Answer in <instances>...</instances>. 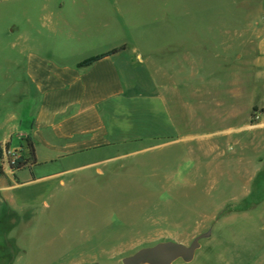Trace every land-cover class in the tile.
I'll list each match as a JSON object with an SVG mask.
<instances>
[{"label": "rangeland", "instance_id": "1", "mask_svg": "<svg viewBox=\"0 0 264 264\" xmlns=\"http://www.w3.org/2000/svg\"><path fill=\"white\" fill-rule=\"evenodd\" d=\"M242 2L0 0V122L17 112L14 83L27 80L30 51L71 65L132 42L139 52L126 56L142 62L144 82L127 110L133 142L67 176L27 229L0 209V264H123L162 241L190 245L220 214L191 264H264V127L244 111L253 54L241 52L256 20Z\"/></svg>", "mask_w": 264, "mask_h": 264}, {"label": "crops", "instance_id": "2", "mask_svg": "<svg viewBox=\"0 0 264 264\" xmlns=\"http://www.w3.org/2000/svg\"><path fill=\"white\" fill-rule=\"evenodd\" d=\"M240 5L246 19L256 20L252 30L244 32L248 40L241 52L253 54L247 62L249 74H253L248 95L252 103L244 111H250L248 120L256 111L259 123L255 127L259 128L264 127V103L255 93L259 89L264 92V0H243ZM131 48L139 52L134 43L122 41L71 65L53 61L39 50L28 53L27 80L14 83L17 112L8 113L0 122L2 150L21 143L19 151L29 160L21 170H8L4 164L0 172V209L15 217L13 228L27 229L40 200L57 186H67V176L102 163L106 154L134 141L127 110L134 100L144 98L140 88L144 82L134 72L141 68V60L126 56ZM114 49L120 51L90 67H78L83 60ZM247 74H242L241 80H246ZM25 100L31 103L29 110L23 109ZM28 138L34 145V160L30 159ZM32 187L30 194H20Z\"/></svg>", "mask_w": 264, "mask_h": 264}, {"label": "water", "instance_id": "3", "mask_svg": "<svg viewBox=\"0 0 264 264\" xmlns=\"http://www.w3.org/2000/svg\"><path fill=\"white\" fill-rule=\"evenodd\" d=\"M222 215L220 214L210 228L195 238L190 245L172 240L162 241L138 250L125 257L122 262L123 264H176L178 261H183L185 264H191L202 248V241L213 236L215 226Z\"/></svg>", "mask_w": 264, "mask_h": 264}, {"label": "trees", "instance_id": "4", "mask_svg": "<svg viewBox=\"0 0 264 264\" xmlns=\"http://www.w3.org/2000/svg\"><path fill=\"white\" fill-rule=\"evenodd\" d=\"M119 51H120V49H114V50H112V51H110L108 53H105V54L92 56V57L87 58V59L83 60L82 62H80L78 64V67L79 68H87V67H90L94 63H96V62L104 59L105 57L114 55V54L118 53ZM27 141H28V150L30 151V155H31L30 159L31 160L33 159L34 160V152H35L34 145L32 143L31 138H28ZM8 149H9V147H8ZM2 156H3V150L0 147V160H1ZM28 164H29V160H26V159L23 158V159L18 160L17 164L14 165V166H11V168H12L13 171H18V170H21V169L27 167ZM260 180L261 179L259 177V178H257L255 180V183H254V186L256 187L255 189H257V191L260 188V186L258 187V185L260 183ZM255 192L256 191L254 190V192L249 196V198H248L247 201H253V202L256 201L255 200Z\"/></svg>", "mask_w": 264, "mask_h": 264}, {"label": "built area", "instance_id": "5", "mask_svg": "<svg viewBox=\"0 0 264 264\" xmlns=\"http://www.w3.org/2000/svg\"><path fill=\"white\" fill-rule=\"evenodd\" d=\"M256 118L259 120V116H256ZM4 157L6 158L7 166L11 170H12L11 166L16 165L18 160L23 159V158L25 159V157L19 150L12 151L10 148L4 151Z\"/></svg>", "mask_w": 264, "mask_h": 264}]
</instances>
